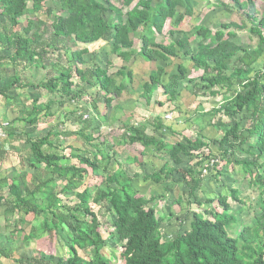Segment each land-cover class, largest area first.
<instances>
[{
    "label": "trees",
    "instance_id": "trees-1",
    "mask_svg": "<svg viewBox=\"0 0 264 264\" xmlns=\"http://www.w3.org/2000/svg\"><path fill=\"white\" fill-rule=\"evenodd\" d=\"M47 1L0 0V45L4 49L12 50L8 56L0 55V69H3L1 67L5 60L15 68L21 64L38 66L50 60L46 57L45 47L51 46L64 50L69 65L54 64L53 69L56 72L53 70V74L45 82L38 84L22 80L17 73L0 77L1 96L9 97L11 90L33 87L45 89L74 102L80 101L83 95L91 90L95 93L91 98L93 109L96 115H101L106 122L111 101L121 95L125 86L122 82L118 84L114 76L108 73L109 62L105 67L96 61L93 65H88L85 56L91 52L88 48L74 50L75 45L104 41L111 46V52L125 62L135 55L149 62L168 60L169 57L177 56L178 49L184 50L190 55L194 65L204 70L205 76H201L200 81H204L205 87L211 89L210 95H221L220 89L223 87L231 89L230 94L224 96V102L210 112L211 115L226 116L232 123L230 126L221 118L217 122V125L225 127L224 134L218 140L220 159L231 162L227 157L228 153L232 149V153L236 151V142L240 139L241 122L238 117L244 111L249 112L250 125L245 127L256 140L246 151L255 149L253 152L256 158L252 162L242 158L231 163L240 165L245 173H248L253 184L262 185L260 212L258 211L250 224L240 225L235 234H231L229 230H233L239 220L227 202L228 196L231 195L242 204L244 202L238 197V189L230 187L228 196L219 195L217 198L206 200L209 203L218 201L222 211L205 209L203 213L194 212L189 230L178 232L172 240H165L161 232V217L151 205L154 197L148 198L136 190L132 185V178L123 168L110 170L115 155L110 144L104 140L101 144L92 143L97 140L93 133L95 127L100 129L103 124L93 125L86 118L79 116L80 120H86L82 128L75 132L63 133L65 136L77 135L95 147L92 153L85 154L73 150L70 157L76 158L79 166L72 162H63L67 157L62 152L63 149L61 150L63 146L56 144L60 137L54 129L51 128L45 135L34 138L29 132V135L23 132L31 144L27 158L22 160L20 170L13 176L0 178V189L7 188L6 196L2 191L0 193V203L9 205V213L16 211L25 216H45L32 228L33 232L24 233V242L29 243L44 235L53 240L57 231H70L67 258L57 256V251L51 250L47 256L44 253L26 259L20 257L16 261L19 264H264V69L253 68L254 63L264 55V15L258 17L255 11H248V2H254L232 0L240 5L247 18L246 22L240 25L222 23V29L215 32L205 26H197L195 32L201 39L194 52L187 49L188 35L180 30L186 17L194 13L193 0H161L155 7L152 6V0H121L123 7L127 9L125 12L115 6L112 0H53L60 10L59 14H53L48 28L47 24L40 20L35 22L29 19L26 23L23 22L27 13L43 8ZM29 2L32 3V10L29 8ZM47 11L52 14L53 10L49 8ZM109 11L117 13L119 21L110 23L106 19V13ZM168 19L173 21L169 35L174 37L181 34V37L169 42H157L155 32L162 33ZM248 21L251 22L250 33L258 38L257 47L252 51L244 49L234 39L237 36L236 29L246 28ZM49 28L51 38L49 42H45L44 34ZM149 29L150 33H147ZM137 32L141 34L138 50L134 48L132 38ZM234 60L235 64L232 63ZM157 69L151 72L149 79L143 84L142 96L147 102L158 86L163 88L166 100L173 101L179 94L180 85L195 81L188 78L187 68L183 64H178L177 72L171 73L166 83H163L161 76L166 70L162 66ZM117 73L132 76L130 71L124 72V68ZM74 74L77 76V82L72 80ZM235 84L237 88L234 87ZM98 94H103L104 97V113L98 106ZM159 103L163 105L162 102ZM52 104L53 101L38 104V100H34L31 109L27 108L26 116L19 118V121L35 124L42 114L51 113L49 109ZM162 127V122H159L155 129ZM13 130H9V137L14 135L16 129ZM126 133L125 141L130 144H139L144 149L153 147L157 151H168L170 162L163 163L160 169L151 175L156 183L162 181V175L165 179H170L174 177V173H178V180L186 187L184 195L189 199L193 197L199 206L203 204L197 197V191L203 183V173L199 167L206 158L200 159V155H204V152L201 153L202 149L207 146L202 137L193 139L184 136L173 143H166L163 139L149 135L145 126L131 124L126 126ZM246 140L242 137L240 143ZM194 154L197 160L190 167L176 168L184 162L183 156ZM207 155L209 156V153ZM44 166L52 176L35 184L36 173ZM216 166L217 161L210 171H215ZM26 167L34 172H28ZM87 167L102 179L93 193L89 188L79 190L88 173ZM56 177L65 180L61 191L73 192L78 200L70 209L57 203V193L50 187ZM46 189L49 191L45 194ZM177 201H180V198ZM93 203L101 204L103 212L98 214L94 211ZM109 215L114 218L110 220ZM169 216L173 214L170 213ZM186 219L185 215L181 218V223ZM104 227L107 229L106 237L103 234ZM111 236L123 242V250L119 254L121 263L113 262L102 253ZM79 249H92V257L80 255ZM0 255L12 258L13 250L0 248Z\"/></svg>",
    "mask_w": 264,
    "mask_h": 264
},
{
    "label": "rangeland",
    "instance_id": "rangeland-1",
    "mask_svg": "<svg viewBox=\"0 0 264 264\" xmlns=\"http://www.w3.org/2000/svg\"><path fill=\"white\" fill-rule=\"evenodd\" d=\"M247 0H240V2ZM252 4L248 2V11H255L258 17L264 15V0H252ZM161 0H152V6H157ZM112 3L123 9L125 12L127 9L123 7L121 0H112ZM194 13L192 16L186 17V21L180 30H183L188 35L189 46L187 49H191L195 52L200 36L195 32L197 26H205L215 32L218 29H222V23H237L241 24L246 22V16L242 13L240 5L232 0H193ZM59 5H55L53 0H48L43 8L34 10L26 14L23 22L27 20H33L35 22L43 21L47 24V28L52 22L53 14H59ZM29 8H32V3L29 2ZM51 8L52 14H49L47 9ZM32 10V9H31ZM66 14V13H64ZM2 17L0 16V21ZM106 19L110 22L119 21L120 17L117 13L109 11L106 13ZM173 21L168 19L162 33L155 32V38L157 42L171 41V39L181 37V34L171 37L168 33L173 28ZM246 28L236 29L237 36L235 41L242 45L246 50H254L258 44V38L256 35L250 33L249 27L251 22H247ZM142 33V31H140ZM140 33H134L132 38L134 40V48L138 50L140 47ZM147 33H150V29ZM51 30L44 34V40L50 41ZM51 44V43H50ZM49 48V49H48ZM88 48L91 52L85 56V60L88 65H93L95 61L97 64L105 67L108 65V73L114 76L117 83H123L125 89L121 95L114 97L111 101V106L108 108V119L104 122L101 115H96L93 109V103L91 98L94 96V91L89 90L86 92L80 101L71 102L62 98L58 94L49 93L47 90L39 88L35 89L29 87L26 89L11 90L8 97L0 96V131L11 129H18L14 135L10 137L11 151L2 158L1 162L6 161L12 166L10 162V155L13 156L14 167L19 168L21 162L18 155L28 154L30 149V142L27 141L24 133L30 136L41 137L45 135L49 129H54L58 132L60 141L57 145L63 146L62 152L67 158L63 160L64 163H74L80 165L76 158H71L73 150L79 151L83 154L89 152L92 153L95 147L89 145L84 139L77 135L65 136L64 132H75L82 128V125L86 122L80 120L87 119L91 124H103L98 129H94V138H97L95 142L101 144V141L108 142L111 149L115 153L114 159L110 165V170L114 171L119 168H123L128 176L132 178V185L136 190L141 191L146 197L153 196L154 200L151 205L156 208L158 216L161 217V232L165 240H172L175 238L178 232L189 230V224L192 220V214L194 212H204L205 209L222 211V207L218 201L213 203L206 202L207 199L217 198L219 195H227L230 192V187L238 189V197L244 202L243 204L228 196V204L231 207L233 213L238 217L239 223L233 230H229L231 234H235V230L240 228L242 224H250L253 217L260 212L259 204L261 197L260 184H253L252 179L248 173L242 169L240 165L234 162L235 159H246L250 162L256 158L254 150L247 152L246 149L250 144H253L256 140L255 136L249 134L246 130V125H250V116L248 111H244L239 115L238 120L241 122L240 139L236 142L237 149L234 153L233 149L228 153V159H220L221 150L219 149L218 140L224 134L225 127L217 125L219 118L230 124L231 119L223 115H211L210 112L213 108H218L225 100V95H229L231 89L223 87L220 89L221 95L212 96L210 90L205 87V82L200 81L201 76H205L204 70L198 68L192 62L190 55L184 50H177V56L169 57L168 60L159 61H145L142 57L135 55L130 61L125 62L118 55H114L111 52V46L104 41L95 42L93 44H80L78 43L73 47L74 50ZM47 50L46 57L50 60L43 62L42 64L35 65H18L16 68L8 61L5 60L2 63L3 69H0V77L11 76L17 73L22 80L34 84L45 82L50 75L53 74V65H69L68 57L64 50L61 48L45 47ZM12 53V50L4 49L0 45V55L8 56ZM242 52L239 53V56ZM235 64V60L232 62ZM178 64H183L187 68L188 78H192L195 81L185 82L180 85L178 90L179 94L175 100H166L163 88L158 86L151 95L150 101L147 102L146 98L142 96L143 84L146 82L151 72L157 71L158 66H162L166 72L162 73V81L166 83L169 80V76L173 72H177ZM81 67L82 65H78ZM124 68V72H131L132 76L119 75L117 72ZM254 69H264V55L254 63ZM55 71V70H54ZM56 72V71H55ZM54 72V73H55ZM50 73V74H49ZM77 82V76L74 74L72 79ZM237 88V84L234 86ZM93 92V93H92ZM99 98L98 106L102 113L106 111L104 107L103 94L96 95ZM38 100V104H46L48 101H53L49 109L48 115L42 114L35 124L19 121V118L26 116V109H31L34 100ZM159 102H162L160 104ZM18 118V119H17ZM162 122L163 127L155 129L156 124ZM143 125L146 128V132L155 136L158 139H163L166 143H173L179 139L185 137L198 138L202 137L207 146L201 151L204 155H200V159H203V163L200 165L199 170L203 173L202 167L212 163V160L217 161L215 171L209 170L203 175V183L200 190L197 191V197L203 202L201 206L197 205L193 197L190 199L184 195L185 185L179 181V174L174 173V177L165 179L162 175L161 182H155L151 175L155 171L159 170L165 162H170L169 153L166 149L157 151L153 147L144 149L139 144H130L125 141L126 126L127 125ZM14 126V127H13ZM18 127V128H16ZM92 129V128H91ZM90 129V130H91ZM13 130V131H14ZM12 132V131H11ZM23 134H22V133ZM29 132V133H28ZM87 133V131H85ZM89 132V131H88ZM175 133V134H174ZM251 136V137H250ZM244 137L247 140L240 143L241 138ZM103 141V142H104ZM245 149V150H243ZM200 153V154H201ZM209 153V156L207 155ZM184 162L177 167H190L196 162L197 156H183ZM119 164H118V162ZM173 165L172 163H170ZM86 167L85 165H82ZM44 166L39 172L36 173L35 184L38 181H44L48 177L52 176L47 173V169ZM253 166L252 168H254ZM4 169L0 165V170ZM28 172H34L33 169L26 167ZM88 173L85 176L83 184L79 189L82 191L85 188H89L92 193L101 183V176L95 175L88 168ZM255 169V168H254ZM5 170V169H4ZM204 170V169H203ZM7 171V169L5 170ZM10 172V171H9ZM12 174V171L9 173ZM101 174V173H99ZM7 175V174H6ZM5 175V176H6ZM65 180L56 177L50 183L51 189L57 193L58 204L66 205L68 209L77 204L78 200L74 196L73 192L63 193L61 188ZM4 195L7 194V188L0 189ZM43 191V190H42ZM49 191L46 189L45 194ZM180 198V201L177 199ZM264 199V196H263ZM45 200V199H44ZM42 202V200H41ZM9 205L6 203H0V248L12 249L13 257L6 258L0 255V264H19L16 259L31 258L33 256H40L44 254L47 256L49 251H57V256H63L67 258L68 245L70 243V231H57L54 239L50 240L48 236L44 235L41 238L31 240L29 243L24 242V233L33 232V227L38 225L43 219L44 215L34 216L29 214L27 216L19 213H9ZM92 208L98 214L103 212L101 204H92ZM172 213L173 216H169ZM187 217L185 222L181 223V218ZM49 216V215H48ZM50 217V216H49ZM108 218V215L107 217ZM114 216L109 215V219L112 220ZM49 220V218H48ZM50 221V220H49ZM103 234L106 237L108 234L105 231ZM23 232V233H22ZM123 242L117 237L111 236L108 243L102 250V253L109 257L115 263H121L122 259L119 254L123 250ZM93 250L87 249L82 251L79 249V254L86 258L92 257ZM44 264H48L45 262Z\"/></svg>",
    "mask_w": 264,
    "mask_h": 264
},
{
    "label": "crops",
    "instance_id": "crops-1",
    "mask_svg": "<svg viewBox=\"0 0 264 264\" xmlns=\"http://www.w3.org/2000/svg\"><path fill=\"white\" fill-rule=\"evenodd\" d=\"M1 96V95H0ZM9 98V97H8ZM1 115V114H0ZM1 118L3 119V116H1ZM0 118V119H1ZM14 127V126H13ZM16 128H18V127H16ZM8 129V128H7ZM4 130L3 131V135H1L0 136V158H2L3 156H5V155H7L8 153H9V151H11V142H10V137H9V131L8 130ZM11 130H13V129H11ZM18 130V129H17ZM17 130L15 131V132H17ZM19 132V131H18ZM17 132V133H18ZM22 133V132H21ZM10 162H11V164H13L14 165V163H12V161H13V156L12 155H10ZM18 157H19V161L20 162H22V160H25L26 158H27V154H20V155H18ZM0 165H2V167L6 170L7 169V171H5L4 169H1L0 170V178H2V177H5V175L6 176H8V177H11V176H13V174L17 171V170H20V168H21V166H22V163H21V166H20V164H19V168H13L14 166L12 165H10L9 164V162H6V161H2L1 162V160H0ZM12 171V174H9L10 172ZM0 193H1V190H0ZM3 194V193H2ZM7 195V194H6ZM5 195V196H6Z\"/></svg>",
    "mask_w": 264,
    "mask_h": 264
},
{
    "label": "built area",
    "instance_id": "built-area-1",
    "mask_svg": "<svg viewBox=\"0 0 264 264\" xmlns=\"http://www.w3.org/2000/svg\"><path fill=\"white\" fill-rule=\"evenodd\" d=\"M1 135H3V131H0V136H1ZM1 137H2V136H1ZM215 162H216L215 160H212V163H211L210 165L206 166L205 168L202 167V171H203V173L205 174V173L209 170L210 167L212 168ZM203 169H204V170H203Z\"/></svg>",
    "mask_w": 264,
    "mask_h": 264
}]
</instances>
